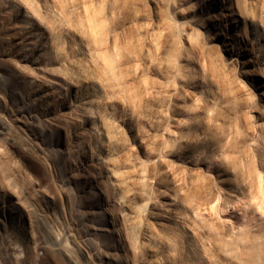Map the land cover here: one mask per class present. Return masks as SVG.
<instances>
[{
  "label": "rangeland",
  "instance_id": "obj_1",
  "mask_svg": "<svg viewBox=\"0 0 264 264\" xmlns=\"http://www.w3.org/2000/svg\"><path fill=\"white\" fill-rule=\"evenodd\" d=\"M200 8L0 0V264H264V0Z\"/></svg>",
  "mask_w": 264,
  "mask_h": 264
},
{
  "label": "bare ground",
  "instance_id": "obj_2",
  "mask_svg": "<svg viewBox=\"0 0 264 264\" xmlns=\"http://www.w3.org/2000/svg\"><path fill=\"white\" fill-rule=\"evenodd\" d=\"M196 3H198L199 8L204 11H206L208 14L209 13H213L216 8L218 7V0H195ZM228 8V6H226ZM230 8V7H229ZM232 11V10H231ZM233 13V12H232ZM212 16L215 18L216 20V15L212 14ZM233 22H238V19H234ZM214 24H216V22H213ZM37 94V93H36ZM39 94V93H38ZM33 95V94H32ZM45 96V95H44ZM37 97L34 96H29L27 98L26 101H23V104L20 105V108H15L16 110L12 111L11 114L13 115V117L26 129L29 130V128L38 126V125H44V127H51L52 125L56 124L54 122H52L50 119H48L47 117H45V113L39 111L35 106H34V101L37 100ZM45 98V97H44ZM41 99V98H40ZM39 100V97H38ZM37 100V101H38ZM44 100V99H43ZM41 101V100H40ZM42 102V101H41ZM90 100L86 99V98H82L80 101V107H84L88 104H90ZM87 107V106H86ZM80 109V108H79ZM41 126V127H42ZM43 127V128H44ZM39 128V127H38ZM46 129V128H45ZM50 129V128H49ZM85 166V165H84ZM83 166V167H84ZM85 169V168H84ZM98 187V186H97ZM100 189V188H99ZM96 192V191H95ZM99 193V192H98ZM102 193V192H101ZM128 198V197H127ZM231 201V200H229ZM1 204V203H0ZM128 204V203H127ZM125 206H127L125 204ZM129 206V205H128ZM127 206V207H128ZM131 207V206H130ZM93 209V208H92ZM106 209V208H105ZM104 209V210H105ZM94 211V210H91ZM100 211V210H99ZM102 211V210H101ZM90 212V211H89ZM140 210L137 209V211L135 210H130L129 209V216H132L136 213H139ZM127 213V212H126ZM127 215V214H126ZM0 217L3 219V221L5 223H7L6 221L11 220L13 218L12 214L9 212V210L4 209V207H0ZM137 217V216H136ZM130 218V217H129ZM8 225V224H7ZM88 225V224H87ZM90 224H89V228H90ZM93 228H97L92 226ZM106 228V227H105ZM88 229V228H87ZM102 230V228H100ZM108 229V228H107ZM98 230V229H97ZM49 230H47L48 232ZM48 237V236H47ZM53 238V237H52ZM57 238V237H56ZM242 238V237H241ZM246 238V237H245ZM55 239V238H54ZM53 239V242H54ZM248 239V238H247ZM246 240V239H245ZM57 245V243H56ZM63 251V250H62ZM69 253V252H68ZM71 255V253H70ZM70 258V257H69Z\"/></svg>",
  "mask_w": 264,
  "mask_h": 264
}]
</instances>
